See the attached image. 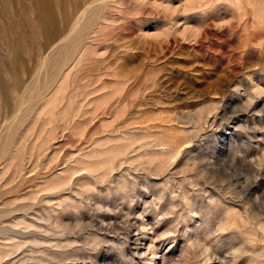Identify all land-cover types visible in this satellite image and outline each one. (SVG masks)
<instances>
[{
    "label": "rangeland",
    "instance_id": "374dc122",
    "mask_svg": "<svg viewBox=\"0 0 264 264\" xmlns=\"http://www.w3.org/2000/svg\"><path fill=\"white\" fill-rule=\"evenodd\" d=\"M44 2L0 0V264H264V0Z\"/></svg>",
    "mask_w": 264,
    "mask_h": 264
},
{
    "label": "bare ground",
    "instance_id": "6f19581e",
    "mask_svg": "<svg viewBox=\"0 0 264 264\" xmlns=\"http://www.w3.org/2000/svg\"><path fill=\"white\" fill-rule=\"evenodd\" d=\"M41 3H45L44 0H41ZM44 5V4H43ZM69 17V16H68ZM45 14H44V10L40 9V14H39V18H38V25L43 26L44 22H45ZM67 19V18H66ZM68 20V19H67ZM66 20V21H67ZM77 25V24H76ZM75 26V25H74Z\"/></svg>",
    "mask_w": 264,
    "mask_h": 264
}]
</instances>
